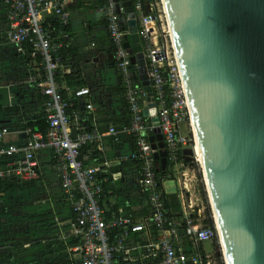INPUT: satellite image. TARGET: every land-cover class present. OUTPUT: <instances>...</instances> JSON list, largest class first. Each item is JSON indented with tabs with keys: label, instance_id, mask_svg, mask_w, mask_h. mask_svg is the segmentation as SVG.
I'll list each match as a JSON object with an SVG mask.
<instances>
[{
	"label": "built area",
	"instance_id": "obj_1",
	"mask_svg": "<svg viewBox=\"0 0 264 264\" xmlns=\"http://www.w3.org/2000/svg\"><path fill=\"white\" fill-rule=\"evenodd\" d=\"M1 1L6 9L7 43L18 56H24L28 50L39 58L38 69L34 64L22 62L27 70L34 69L38 73L30 71L26 79L16 82L13 87L35 86L38 89L44 98L40 109L48 127L44 133L30 127L20 130L18 136L23 140L20 145L7 143L10 130L6 127L0 129V160L7 161L4 170H0V179L36 181L40 177L37 156L40 153L51 155L60 189L72 207L69 230L79 244L71 251L79 257L80 264H147L150 261L157 264H224L207 203L208 196H205L206 203L199 196L200 185L205 190L206 187L196 153L193 151L192 165L182 157L183 149H193L194 138L160 0L147 4L146 15L141 11L142 0L131 2L139 11L138 33L157 108L158 128L167 152V165L162 177L159 176L161 171L149 142L155 126L150 118L144 116L148 105H145L146 95L134 84L131 56L124 48L127 32L122 29V12H118L115 0H104L114 67L121 79L123 101L129 114V125L121 133L130 137L134 144V150L124 157V161L137 163L139 185L146 196L141 223L126 215L106 216L103 184L107 183L108 177L101 174V167L84 165L90 157L81 155L80 149L88 143L99 145L101 135L96 126L91 125L89 131L83 128L84 121L78 111H72L70 115L67 113L69 103L63 99L57 80V71H61L62 66V44L42 26L44 14L52 15L62 26L69 24L71 17L66 1ZM65 90L69 96L80 101L90 95L88 88ZM10 96L15 97L14 94ZM20 113L22 123L26 125V111ZM182 127L188 129V135L181 131ZM108 135L116 137L117 131L109 127ZM171 180L175 182L180 200L185 226L183 236L179 231L180 223L171 219L163 201V185ZM206 208L210 212L212 227L203 222ZM136 234H146V241L128 245L127 241ZM182 238L188 245L182 242ZM215 241L217 251L209 253L205 245ZM133 252L138 254L136 258L131 257Z\"/></svg>",
	"mask_w": 264,
	"mask_h": 264
},
{
	"label": "water",
	"instance_id": "obj_2",
	"mask_svg": "<svg viewBox=\"0 0 264 264\" xmlns=\"http://www.w3.org/2000/svg\"><path fill=\"white\" fill-rule=\"evenodd\" d=\"M160 2L194 138L182 157L192 165L196 146L223 262L264 264V0ZM115 3L125 16L124 48L146 95L144 116L155 126L149 142L164 173L167 152L137 17L131 0ZM16 104L0 85V109ZM163 189L176 194L173 180Z\"/></svg>",
	"mask_w": 264,
	"mask_h": 264
},
{
	"label": "crops",
	"instance_id": "obj_3",
	"mask_svg": "<svg viewBox=\"0 0 264 264\" xmlns=\"http://www.w3.org/2000/svg\"><path fill=\"white\" fill-rule=\"evenodd\" d=\"M65 1L71 18L63 40L76 53L82 72L79 83L83 86L79 88L90 90V95L80 102L85 106L86 114L92 118L90 125L96 126L101 135L96 153L89 159L88 166L101 167V174L108 177L103 193L106 216L121 214L141 223L146 199L140 195L143 188L139 185L138 167L135 163L124 161V157L134 150V144L130 137L121 133L129 125V114L123 101L122 83L114 69V58H108V55L113 56V52L107 31L108 11L105 1ZM134 12L138 17L139 11L134 8ZM49 18V14L42 16L44 23ZM6 28V9L0 4V85L7 86L12 95L18 77L23 72L28 73V70L7 43ZM60 35L63 34L57 31L56 37ZM97 55L101 59L95 64L92 60ZM68 64H62L61 72L68 70ZM131 70L138 81L137 69ZM26 90L29 91V88ZM30 107L26 111L29 117L40 112L38 106ZM1 115L0 127L5 125V121L12 120ZM12 121L21 123L17 116ZM109 127L117 131L116 137L108 135ZM181 131L184 133V130ZM6 142L17 144L18 132L10 130ZM37 160L40 177L32 181L33 187L7 198L4 205L8 206V214L2 212L3 206L0 207V264H80L79 257L71 251L74 246H68L71 237L69 223L73 212L60 189L58 177L52 168V157L48 153H40ZM149 231L153 232V229ZM146 237V234L132 235L127 244L145 242ZM136 255L131 253V257L136 258Z\"/></svg>",
	"mask_w": 264,
	"mask_h": 264
},
{
	"label": "trees",
	"instance_id": "obj_4",
	"mask_svg": "<svg viewBox=\"0 0 264 264\" xmlns=\"http://www.w3.org/2000/svg\"><path fill=\"white\" fill-rule=\"evenodd\" d=\"M152 0H142V6H141V11L144 15L148 14L147 11V4H149ZM0 4L1 6L2 1L0 0ZM120 19L121 22L124 21L125 22V16L120 15ZM43 28L45 31L47 32H52L51 36L55 37L57 42H60L62 44V49H61V59H62V64H67L69 63V68H67L68 70L65 72H61V71H57V80L60 84V87L62 88L61 90V94L64 100L68 101L69 106H68V110L67 113L70 115V113L72 111H78L81 115V117L83 118V128H85L86 131H89L91 129V125H90V121H91V116L86 114V108L83 104H81L80 100H76L74 98H72V96H69V94L66 92L65 88H70V89H76L79 87H82L83 84H80L79 81L82 78V72H81V68H80V64L77 61V56L74 50L70 49L68 46H66L65 40L64 39V35L65 32H67V26H62L57 20H55L53 18L52 15H50V18L47 22H43ZM123 31L126 32L127 27L124 23V25L122 26ZM57 31L61 32L63 35H60L59 37H56ZM56 33V34H55ZM112 44V43H111ZM112 47V52H113V46ZM22 62H26L27 64H34L35 68L38 69L39 68V58L37 56H33V54L27 50V52L25 53L24 56H18ZM115 69V67H114ZM132 69V67H131ZM31 70L28 69V73L27 72H23L22 75H20L18 78V82L19 81H23L24 79L27 78V76L30 74ZM116 71V70H115ZM132 71V70H131ZM32 74H37L38 72L35 71L33 69V71L31 72ZM117 73V72H116ZM133 73V72H132ZM118 75V74H117ZM119 76V75H118ZM134 77V74H133ZM119 80L121 81L120 77ZM134 84L136 87H140L139 83L137 81V79L134 78ZM78 82V83H76ZM64 85V86H63ZM15 90L13 91V94L16 96L17 98V104L7 108V109H3L4 111H1L0 114H2V118H10L12 120H16V116L17 118H20L21 123L18 124L17 122H13L12 120L10 121H5V125H2L0 128L2 127H6L7 129L11 130V131H17L19 132L20 130H23L27 127H30L31 129H33L34 131H41L42 133H44L47 129V124L45 123V119H44V115L42 113V110L40 109V112H38L37 114L32 115L31 117H29V114L25 113V119L28 120V123L26 125L22 124V119L20 116V112H24V111H28V109H31V105H36L40 108V106L42 105L44 98L40 96V92L38 91V89L35 86H32L29 88V91L26 90V87H20V88H14ZM122 91H123V86H122ZM31 96L34 98V100L31 99ZM30 97V98H29ZM31 100V102H29ZM27 103L29 105H27ZM27 109V110H26ZM2 110V109H0ZM28 118V119H27ZM23 140L19 138V142L17 143V145L22 144ZM96 145L93 143H88L86 146L82 147L80 149V153L81 155H88L90 158H92L96 152ZM7 161L5 160H0V170H4L5 168V164ZM89 160L87 162L84 163L85 166H88ZM135 165L138 167L137 163H135ZM188 166V165H187ZM194 169H196V166L194 167ZM164 175V173H160L159 176L162 177ZM200 178V176H199ZM34 182H23V181H19L17 179H0V207L3 206V213L4 214H8V212L6 211L8 209V206L4 205V202L7 200V198L12 197L14 194H16L18 191L21 190H25V189H29L33 187ZM109 184V183H108ZM107 185L106 183L103 184V190L105 191V186ZM200 189L202 190V198H203V202L206 203V199H205V194L203 191V187L202 185H200ZM140 191V190H139ZM142 197H144L146 199L145 196V191L142 190V194H140ZM163 201L164 204L166 206V208L169 210V216L171 217V219L175 220L176 222L180 223L181 227H179V231L181 233V236H183V230H184V221H183V214L181 211V206H180V200H179V196L178 194H174V195H163ZM73 212V211H72ZM73 217V216H72ZM204 224L205 225H209L212 227V220L210 219V212L209 209L206 208L205 210V218H204ZM182 242L185 245H188V242L186 241L185 238H182ZM69 247L72 246H76L79 244V241L77 239H75L74 237H69V243H68ZM214 246H216V241L213 243ZM217 258H219V256L217 255ZM67 264H71V263H67ZM147 264H157L154 263L153 261H150Z\"/></svg>",
	"mask_w": 264,
	"mask_h": 264
},
{
	"label": "rangeland",
	"instance_id": "obj_5",
	"mask_svg": "<svg viewBox=\"0 0 264 264\" xmlns=\"http://www.w3.org/2000/svg\"><path fill=\"white\" fill-rule=\"evenodd\" d=\"M158 1V0H157ZM182 130H184V134L185 135H188V129H186L185 127H182ZM190 134V133H189ZM202 187H204L203 185H202ZM201 187H199V196L202 198V190L200 189ZM203 191H204V194H205V196H206V198H207V192H206V190L203 188ZM207 201H208V199H207ZM207 203H209V202H207ZM209 206V205H208ZM209 209H210V206H209ZM205 247H206V249H207V251L209 252V253H215V251H217V245L216 246H214V244L213 243H207L206 245H205ZM213 250V251H212Z\"/></svg>",
	"mask_w": 264,
	"mask_h": 264
},
{
	"label": "bare ground",
	"instance_id": "obj_6",
	"mask_svg": "<svg viewBox=\"0 0 264 264\" xmlns=\"http://www.w3.org/2000/svg\"><path fill=\"white\" fill-rule=\"evenodd\" d=\"M195 153H196V156H197V160L199 162V158H198V154H197V150H196V146H195ZM200 164V163H199ZM214 221V220H213Z\"/></svg>",
	"mask_w": 264,
	"mask_h": 264
}]
</instances>
